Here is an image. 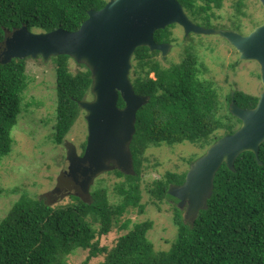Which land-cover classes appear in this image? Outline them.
Instances as JSON below:
<instances>
[{
	"label": "trees",
	"instance_id": "16d2710c",
	"mask_svg": "<svg viewBox=\"0 0 264 264\" xmlns=\"http://www.w3.org/2000/svg\"><path fill=\"white\" fill-rule=\"evenodd\" d=\"M193 20L208 22V11L221 8L224 0H177ZM107 0H0V44L5 35L21 26L34 32L57 28L74 31L87 18L90 9H100ZM243 3L236 9L241 12ZM172 25L153 34L156 43L169 42ZM239 30L238 25H233ZM1 49L2 46L0 45ZM157 50L146 46L135 49L130 80L134 91L149 96L136 112L135 133L130 142L133 173L109 171L122 178L115 190L118 203L111 202L105 187H93L90 200L76 195L66 204L49 205L38 197L21 192L6 215L0 219V264H66L75 250L86 251L80 264L103 255L97 264H264V141L259 145L258 163L251 151L234 161V170L223 163L215 173L206 207L190 224L174 207L175 240L168 250H155L147 238L151 220L123 221L126 232L112 247L100 245L101 236L113 230L129 209L144 211L140 204L141 174L146 149L152 145H173L188 141L208 148L225 134L234 132L240 121L229 110L220 114L221 101L212 79L204 77L206 67L190 54L179 63L164 66ZM40 57V56H39ZM25 59L0 63V165L14 143L12 130L22 110L28 80ZM66 54L50 57L54 64L56 102L51 141L63 143L75 120L83 111L79 100L91 93L88 67L72 72ZM153 73V76L150 74ZM231 93L226 96L231 101ZM233 99L241 108L255 106L258 96L234 90ZM118 106L124 105L119 97ZM222 130V135L213 136ZM85 143L81 145L84 150ZM191 162V161H190ZM185 172L167 171L148 187L153 204L177 199L167 190L181 185ZM14 191V190H13ZM4 189L0 188V195Z\"/></svg>",
	"mask_w": 264,
	"mask_h": 264
},
{
	"label": "water",
	"instance_id": "95a60500",
	"mask_svg": "<svg viewBox=\"0 0 264 264\" xmlns=\"http://www.w3.org/2000/svg\"><path fill=\"white\" fill-rule=\"evenodd\" d=\"M264 10V0H258ZM180 25L189 32L213 34L225 38L239 53L240 60H253L259 65L262 91L252 108L239 107L231 93L228 110L240 121L238 128L214 141L199 158L190 163L181 185H170L167 192L187 204L186 216L193 222L206 207L215 173L225 163L234 170V161L244 151L258 158L264 141V21L247 35L233 30L207 28L192 22L177 0H108L100 9H90L78 29L57 28L34 32L21 26L5 35L0 63L13 58H37L45 61L66 54L91 71V100H79L85 111L87 136L84 150L78 155L73 145L67 151L72 175L81 171L87 176L85 189L93 178L113 169L133 173L130 142L135 133L137 110L149 96L137 94L130 80L132 56L139 46L162 52L166 43H156L153 34L168 25ZM119 97L124 105L118 106ZM74 178V177H73Z\"/></svg>",
	"mask_w": 264,
	"mask_h": 264
},
{
	"label": "rangeland",
	"instance_id": "374dc122",
	"mask_svg": "<svg viewBox=\"0 0 264 264\" xmlns=\"http://www.w3.org/2000/svg\"><path fill=\"white\" fill-rule=\"evenodd\" d=\"M238 1L243 3L242 13L236 9ZM209 12H212L210 22L214 26L231 28L233 25H238L239 31L245 35L254 29V25L257 26L264 21V10L258 0H224L221 8H212ZM224 28L218 29L227 30ZM171 32V36L176 38L175 46L164 60L158 56L164 66L179 63L185 58L183 46L186 39L182 37V30L175 27L171 29ZM199 39L201 42L197 53L191 46H187V50L206 67L207 71L204 73V77L215 82L221 101L220 114L225 113L226 109L228 110L229 102H227L226 96L234 90H242L259 96L262 84L257 62L240 60L237 50L218 33L203 34L199 36ZM0 45L3 46V44ZM79 64L73 58L70 59V70L75 72L81 69ZM25 73L28 85L22 94L21 113L12 130L14 143L9 155L2 159L0 165V188L4 189L0 195V219L6 215L23 191L30 196L41 198L46 204L59 205L71 201L72 195L89 201L90 191L93 187H105L111 202L118 203L120 196L115 188L116 184L123 179L116 177L114 173L109 171L100 173L93 178L86 189L84 181L79 184L73 182L74 178L67 151L69 146L73 145L77 154L80 155L81 145L86 142L87 124L84 110L75 120L62 144L55 145L51 141L56 102L53 62L50 59L45 61L42 57H28L25 59ZM150 76H153V73ZM92 98L93 95L90 93L86 100ZM222 132L219 129L213 136L222 135ZM206 149V147L200 148L188 141L148 147L143 155L140 182V204L144 206V211L138 213L137 208L129 209L120 217L111 232L101 236L100 245L112 247L117 238L126 232V229L121 227L125 220L130 221L129 226L134 222L151 220L153 226L147 232V238L153 243L155 250H168L177 234V228L173 224L174 207L181 210L185 223L192 222L186 216L187 204L180 208L178 200L174 202L166 199L155 205L148 194V187L154 179L159 178L167 171L187 172L190 163L204 154ZM85 256L86 251L75 250L67 257L66 264H80ZM103 258V255L92 258L89 264H97Z\"/></svg>",
	"mask_w": 264,
	"mask_h": 264
},
{
	"label": "flooded vegetation",
	"instance_id": "af4514ba",
	"mask_svg": "<svg viewBox=\"0 0 264 264\" xmlns=\"http://www.w3.org/2000/svg\"><path fill=\"white\" fill-rule=\"evenodd\" d=\"M185 13H186V12H185ZM186 14H187V13H186ZM211 14H212V12H209V11H208V22L212 24V22H210V15H211ZM187 16H188V14H187ZM188 17H189V16H188ZM189 19H190L192 22H194L195 24L200 25V26H203V27L214 28V29L224 28V27L214 26L213 24H212V26H209V27H208V26H204V25H203V22H202L201 19L193 20V19H191L190 17H189ZM171 25H172V26H171L170 30L173 29V28H175V27H179V29L182 30V32H183V36H182V37L186 39L185 45L183 46V50H184V52H185L184 57L187 56L188 54L192 55L191 53L188 52V50H187V46H191L193 49L195 48V52L197 53V48L200 46V42H201L200 39H199V36H202L203 34H198V33H194V32H189V33L185 34L183 28H182L180 25H178V24H171ZM254 27H255V25H254ZM254 27H253V28H254ZM253 28H252V29H253ZM224 29H227V30H233V31H236V32H238V33H240V34H242V35H245V33L243 34V33L240 32L238 29H235L234 26H232L231 28H224ZM7 34H8V33H7ZM171 35H172V32H171ZM215 35H217V34H215ZM175 40H176V38H175V37L173 38V36H171L169 42H161V43H166V44L168 45V47L166 48L165 56H166L167 54H169L170 51H171V50L173 49V47L175 46V45H174ZM2 44H3V43H2ZM2 48H4V46H2ZM158 52H159V56H160V58L164 60L166 57H165V56L162 57L161 52H160V51H158ZM2 56H3V49H1V47H0V58H2ZM192 56H194V55H192ZM194 57L197 59L196 56H194ZM198 62L201 63V64H203L201 61H198ZM203 65H204V64H203ZM82 152H83V151L80 152V155L82 154ZM73 177H74L73 182H75V184H77V183L79 184V183H81V181L83 182L84 180H86V177H87V176L82 175L81 171H78L77 173H75V175H74Z\"/></svg>",
	"mask_w": 264,
	"mask_h": 264
}]
</instances>
